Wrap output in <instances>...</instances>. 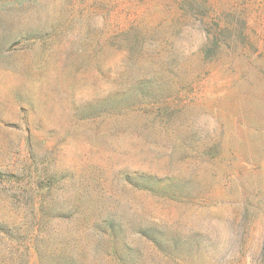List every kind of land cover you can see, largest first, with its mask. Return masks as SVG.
Instances as JSON below:
<instances>
[{
  "label": "rangeland",
  "instance_id": "374dc122",
  "mask_svg": "<svg viewBox=\"0 0 264 264\" xmlns=\"http://www.w3.org/2000/svg\"><path fill=\"white\" fill-rule=\"evenodd\" d=\"M0 264H264V0H0Z\"/></svg>",
  "mask_w": 264,
  "mask_h": 264
}]
</instances>
